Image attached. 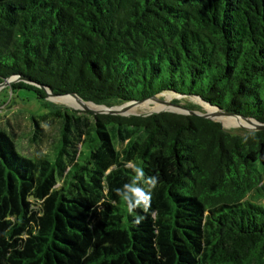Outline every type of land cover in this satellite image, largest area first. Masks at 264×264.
Instances as JSON below:
<instances>
[{
  "label": "trees",
  "instance_id": "obj_1",
  "mask_svg": "<svg viewBox=\"0 0 264 264\" xmlns=\"http://www.w3.org/2000/svg\"><path fill=\"white\" fill-rule=\"evenodd\" d=\"M11 78L61 119L70 163L23 155L0 127V264H264V130L47 102L171 94L264 125V0H0Z\"/></svg>",
  "mask_w": 264,
  "mask_h": 264
},
{
  "label": "rangeland",
  "instance_id": "obj_2",
  "mask_svg": "<svg viewBox=\"0 0 264 264\" xmlns=\"http://www.w3.org/2000/svg\"><path fill=\"white\" fill-rule=\"evenodd\" d=\"M167 102H180L184 106L188 103H193L203 108V112H207L204 107L201 105L202 103L196 98H182L176 97L171 94H165L160 97ZM80 101V100H79ZM47 102L50 104H54L56 106L66 107L73 111H78L81 115L90 118L91 121H94V114L90 111L97 112L93 107H88L87 105L80 104H63L55 102L53 99H48ZM147 105L148 108H139V106ZM137 106L135 108L128 109V113H133L137 111L136 114L130 115H145L150 113H155V110H163L165 111L168 106L172 108H176L175 106H171L168 104L161 103H151L146 102ZM159 107V108H158ZM89 108V109H88ZM155 109L152 111V109ZM127 109V108H126ZM126 109H117L124 110ZM151 109V112H150ZM180 110V109H179ZM53 109L48 108L44 105V103L39 100L34 92L21 90L18 91L15 95H13L11 89H2L0 90V127L3 129H9L16 133V140L18 144L19 151L29 157L36 158L40 155H48L50 159L54 162L61 163L64 162L66 164L70 163V157L65 155V151L62 148V144L60 142L61 138V130L62 124L61 119L54 117L52 114ZM162 112V111H161ZM37 118V120L42 121L44 124L47 137L44 139L39 145L33 143V129L34 124L32 119ZM226 120L228 116H225ZM216 119V118H214ZM218 120V119H216ZM220 121V120H218ZM224 128L228 131H232L238 133L243 130L251 131L252 127L243 126L239 123L237 126L229 127L226 126V123L221 122ZM230 123V122H228ZM90 149L88 147L85 148V152H89ZM60 185H58L59 187Z\"/></svg>",
  "mask_w": 264,
  "mask_h": 264
},
{
  "label": "water",
  "instance_id": "obj_3",
  "mask_svg": "<svg viewBox=\"0 0 264 264\" xmlns=\"http://www.w3.org/2000/svg\"><path fill=\"white\" fill-rule=\"evenodd\" d=\"M20 81L29 82L28 80H26L24 78H11V79L6 80V81H4L3 83L0 84V90L5 89V88H9L13 83L20 82ZM40 88L44 89V90H47V89H45L42 86H40ZM47 93H48V99L60 97V96L53 95L50 91H48ZM72 96L77 97L82 102H86L82 98H80L78 95L73 94ZM62 97H67V96H62ZM148 101H154V102L161 103V104H168V105H171V106H175V107L179 108L180 110L179 111L165 110V111H162V112H155V113L141 115L143 117H148V116H151L153 114H160V113L170 112V113H176V114L187 115V116H197V117H202V118H205V119H210V120L216 121L214 119L216 116H231V117L241 118L245 122L251 124L252 125L251 131H262V130H264V125L258 123L257 121H255L253 119L244 118V117H241V116H237V115H235L233 113L225 112L223 110H218V109H215L216 112H213V113H210L209 111H207V112L193 111V110L188 109L186 106H184L181 103L167 102L166 100H163V99H161L159 97H154V98L149 99L147 101L131 102V103H127V104L140 105V104H144V103H146ZM87 103H91V102H87ZM92 104H94V103H92ZM127 104L120 105V106H115V107L100 106V107H105L107 109V112H103V113L92 112V113L94 115H112V116H123V117L136 116V115H124L120 111L117 110L119 108L125 107ZM94 105H96V104H94ZM96 106H98V105H96ZM138 116H140V115H138Z\"/></svg>",
  "mask_w": 264,
  "mask_h": 264
},
{
  "label": "bare ground",
  "instance_id": "obj_4",
  "mask_svg": "<svg viewBox=\"0 0 264 264\" xmlns=\"http://www.w3.org/2000/svg\"><path fill=\"white\" fill-rule=\"evenodd\" d=\"M51 99H53L55 102L63 103V104H75V105L84 104V105H87L88 107L98 108V109H95V110L99 111V113L107 112V109L105 107L96 106V105H94L92 103L82 102L81 100L79 101V99L77 97L72 96V95H68L67 97H56V98H51ZM196 99L199 100V101L201 100L199 98H196ZM148 102L156 103L154 101H148ZM200 102L202 103L201 105L204 107V109L206 111H209L210 113L216 112L215 109L211 108L208 104H206L202 100ZM134 105H136V104H127L125 107L120 108V109H126L127 108L126 111H124V110H118V111H120L124 115H127L126 112H127L128 109L132 110L133 108L137 107V106H134ZM139 108L144 109V108H148V106L147 105H143V106L141 105V106H139ZM151 109H150V112H151ZM153 110H155V109H152V111ZM166 110L179 111V109H175V108H172L170 106H168ZM161 111H163V110H155L154 112H161ZM90 112H93V111H90ZM136 113H137V111H135L133 113H128V114L130 115V114H136ZM215 118L220 120V121H218V120L215 119L216 121H218L220 123L221 122L226 123V126H229V127L237 126V125H239V123L242 124L243 126L252 127L251 124L245 122L244 120H242L241 118H238V117L228 116L227 120H226L225 116H216ZM228 122H230V123H228Z\"/></svg>",
  "mask_w": 264,
  "mask_h": 264
},
{
  "label": "clouds",
  "instance_id": "obj_5",
  "mask_svg": "<svg viewBox=\"0 0 264 264\" xmlns=\"http://www.w3.org/2000/svg\"><path fill=\"white\" fill-rule=\"evenodd\" d=\"M145 202H146V200H145ZM137 203H139V201H137ZM132 207H133V205H129V211H131L132 210Z\"/></svg>",
  "mask_w": 264,
  "mask_h": 264
}]
</instances>
